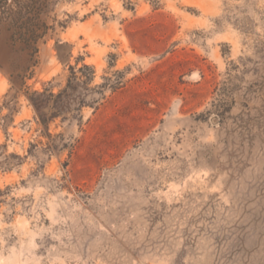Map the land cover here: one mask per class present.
Masks as SVG:
<instances>
[{
    "label": "rangeland",
    "instance_id": "374dc122",
    "mask_svg": "<svg viewBox=\"0 0 264 264\" xmlns=\"http://www.w3.org/2000/svg\"><path fill=\"white\" fill-rule=\"evenodd\" d=\"M16 2L42 37L0 9V264H264V0ZM84 65L45 127L29 95Z\"/></svg>",
    "mask_w": 264,
    "mask_h": 264
},
{
    "label": "trees",
    "instance_id": "16d2710c",
    "mask_svg": "<svg viewBox=\"0 0 264 264\" xmlns=\"http://www.w3.org/2000/svg\"><path fill=\"white\" fill-rule=\"evenodd\" d=\"M10 1L11 0H0V9L3 11V14H7L8 17L5 18L6 20H10V18L13 17L9 24L11 30L14 32V41H22L28 46L27 49H30V44L37 43V41L42 37L39 33L41 30L39 27V13L25 19L24 16H21L22 7L18 6V2L13 0L16 2L15 5L19 7L18 10H20L16 13L13 11V4H10ZM31 7L32 9L35 8L34 6ZM32 49V57H34V55L38 53V49L36 47ZM71 69L73 71V76L69 79L67 87L58 95H55L48 90H45L42 93L34 92L29 95L30 101L35 107L40 121L45 127H49L50 122L62 114V111L58 110L60 104L71 99L75 92L79 91V88L87 87L94 79V71L87 65L80 68L79 72L81 73V76H77L76 72H74V68ZM79 104L80 106L85 105V99H80Z\"/></svg>",
    "mask_w": 264,
    "mask_h": 264
}]
</instances>
